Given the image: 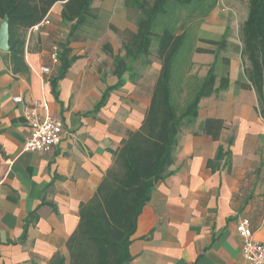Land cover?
I'll use <instances>...</instances> for the list:
<instances>
[{
  "label": "crops",
  "instance_id": "crops-1",
  "mask_svg": "<svg viewBox=\"0 0 264 264\" xmlns=\"http://www.w3.org/2000/svg\"><path fill=\"white\" fill-rule=\"evenodd\" d=\"M62 9L56 4L49 24L24 36L27 72L14 74L10 54L0 50V264H49L56 255L69 264L67 244L80 223L81 204L93 198L123 140L142 126L151 102L154 82L148 90L125 76L124 86L110 91L96 111L118 82L113 57L105 51L109 46L117 55L115 47L98 40L66 44L78 59L54 95L50 81L60 62L51 65L50 50L65 44L70 31V26L58 27ZM200 55L215 56L194 51L193 68ZM42 67H51V73L43 75ZM153 67L158 74L161 62ZM191 73L174 78L176 98L186 99L203 79L190 83ZM240 83L237 89L229 82L227 90L203 99L196 122L181 127L169 169L174 173L157 184L138 219L131 264H245L237 233L242 218L250 219L254 237L264 240V119L256 93ZM15 97L23 103H15ZM34 104L65 126L50 153L23 151L30 133L24 105ZM210 118L225 123L219 141L200 133ZM219 147L230 149V167L226 157L214 169L209 166ZM32 215L37 220L29 223L21 243Z\"/></svg>",
  "mask_w": 264,
  "mask_h": 264
},
{
  "label": "trees",
  "instance_id": "trees-1",
  "mask_svg": "<svg viewBox=\"0 0 264 264\" xmlns=\"http://www.w3.org/2000/svg\"><path fill=\"white\" fill-rule=\"evenodd\" d=\"M95 1L97 0H0V20L6 19L8 22V53L13 73L28 71L24 60L25 40L21 31L26 32L39 26L51 9L62 3V22L70 26V31L66 43L59 45L60 66L57 76L50 81L52 91L58 97L59 81L66 77L78 59L76 56L71 57V49L67 45L74 39L82 40V37V41H85L88 33L85 27L98 20L93 8ZM218 2L219 0H154L148 6L143 0H126L127 7L139 10L143 16L138 21L136 34L123 44L124 56L114 55L109 46L105 47V51L113 57L114 74L118 82L105 93L96 111L106 104L110 91L124 86L125 75L128 74L133 82L136 81L134 65L149 58L154 38L158 43L156 53L161 69L151 82H154L151 102L142 126L128 133L115 153L114 165L105 174L97 192L91 200L80 206V223L67 244L69 264H131L133 257L130 245L138 219L157 184L174 173L169 169L174 163L173 155L181 127L196 122L203 99L229 88L228 76L218 80L216 64L196 83L184 104H179L173 87L174 78H180V72L184 69H178L175 60L188 36L186 31L178 33L176 30L181 21L177 12L184 10L191 16L206 17ZM113 32L120 33L115 28ZM207 43L217 47V50L195 47L194 51L218 56V49L226 47L225 38L221 42L210 40ZM242 44L241 56L249 66L244 70L245 81L240 86L254 90L258 103L263 108L260 114L264 119V0H249L248 16L242 27ZM145 63L150 64L147 60ZM146 87L149 90L151 84ZM224 129L223 120L210 118L201 125L200 133L219 141ZM232 143L233 140H230L229 146ZM225 157V165L230 167V149L225 152L223 147H219L215 162L210 161L209 166L214 169L216 162ZM35 220L37 217L32 215L27 221L21 243L27 238L29 223ZM49 264H66V259L56 255Z\"/></svg>",
  "mask_w": 264,
  "mask_h": 264
},
{
  "label": "rangeland",
  "instance_id": "rangeland-1",
  "mask_svg": "<svg viewBox=\"0 0 264 264\" xmlns=\"http://www.w3.org/2000/svg\"><path fill=\"white\" fill-rule=\"evenodd\" d=\"M143 1L147 2L148 6H151L154 2V0ZM125 2L126 0L95 1L93 6L95 7V13L98 15V20L85 27L88 33L84 40L90 41L94 45L97 40L99 43H109L115 47V54L124 56L123 44L129 42L136 34L138 21L143 16L139 10L127 7ZM248 10L249 0H219L216 8L206 17L191 16L189 12L179 10L177 16L180 17L181 21L177 25L176 30L178 33L182 31L188 33L185 43L175 60L178 69L184 68L180 72L181 76L192 71V75L189 77L190 83L195 84V80L204 78L209 68L216 64L218 80L220 77L228 76L229 81L235 83L237 85L235 86L236 88L239 87L240 79L245 81L244 70L249 66V63L245 62L240 52L243 47L242 27L247 19ZM1 27L2 20H0V31ZM58 27L63 31L65 28H69V25L62 22ZM114 28L120 33H114ZM27 32L28 30L26 32L21 31V35L25 36ZM60 38L63 41L65 40L63 36ZM224 38L226 39V47L222 50L218 49V56H197L193 68L191 60L195 47L200 46L217 50V47L209 45L207 41L221 42ZM79 40L75 41L74 39L72 43L82 42L83 37L82 40ZM157 44V39L154 38L149 58L142 59L134 65L136 81L141 82L143 86H149L154 77H156L157 71H155L153 63L158 61ZM98 48L99 45L95 50H98ZM146 60L150 64H146ZM125 76L130 79L128 74ZM177 99L179 104H184L186 101L185 97L180 98L178 96ZM262 109L261 104H259L260 112H262Z\"/></svg>",
  "mask_w": 264,
  "mask_h": 264
},
{
  "label": "built area",
  "instance_id": "built-area-1",
  "mask_svg": "<svg viewBox=\"0 0 264 264\" xmlns=\"http://www.w3.org/2000/svg\"><path fill=\"white\" fill-rule=\"evenodd\" d=\"M49 24L47 18L43 22ZM60 48L55 45L50 50V63L52 66L59 65ZM40 72L43 75L51 73V67H42ZM14 102L23 103L21 97H15ZM24 114L30 129L23 151L33 153H50L60 143L64 123L52 116L49 112L43 115L39 105H24ZM237 233L242 240L241 251L245 264H264V240L254 237L251 221L242 218L237 225Z\"/></svg>",
  "mask_w": 264,
  "mask_h": 264
},
{
  "label": "water",
  "instance_id": "water-1",
  "mask_svg": "<svg viewBox=\"0 0 264 264\" xmlns=\"http://www.w3.org/2000/svg\"><path fill=\"white\" fill-rule=\"evenodd\" d=\"M0 50L8 52L9 50V30L7 20H2V27L0 31Z\"/></svg>",
  "mask_w": 264,
  "mask_h": 264
}]
</instances>
